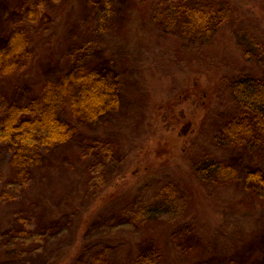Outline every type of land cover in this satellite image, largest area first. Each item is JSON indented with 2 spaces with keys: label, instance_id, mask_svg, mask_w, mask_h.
Instances as JSON below:
<instances>
[{
  "label": "rangeland",
  "instance_id": "rangeland-1",
  "mask_svg": "<svg viewBox=\"0 0 264 264\" xmlns=\"http://www.w3.org/2000/svg\"><path fill=\"white\" fill-rule=\"evenodd\" d=\"M0 1L5 5L4 11H14L21 0ZM149 1L154 2L117 0V7H139L142 12L145 10V19L149 21L153 15ZM67 2L47 0L51 19L43 27L44 35L51 40L50 57L59 69L66 67V64L60 66L68 49L66 35L76 36L86 28L88 20L87 0H73L65 12L61 11ZM231 2L230 19L212 42L200 47L204 50L201 59L191 58L193 64L199 63L207 80L216 79L205 99L202 93L195 92L184 96L177 105L168 106L167 98L183 88L180 78L186 76V70L178 72L175 63L187 61L181 57L175 61L169 58L163 46L144 52L131 47L126 51L130 56L124 58L125 44L131 40L129 33L134 32L131 25H124L114 37L106 38L112 51L119 45L116 58L119 62L123 60L120 67L125 72L123 105L111 114L106 124L89 129L82 135L83 139L77 138L76 142L55 149L49 164L36 167L33 181L25 187L16 185L20 188L12 189L8 185L13 180L11 176L0 180L4 192L0 198V264L12 260L13 264H53L77 242L81 247L74 252L80 264H134L137 253L151 243L165 250L163 264H231V261L235 264L233 258L250 264L256 256L264 255V200L243 183L213 187L199 182L196 172L190 170L201 155H216L238 169L245 164L264 169V122L249 133L244 144L232 148L218 145L224 115L234 109L223 77L226 73L233 74L232 64L242 63L240 39L246 43L254 40L264 43V0ZM104 11L101 4L99 12ZM100 17L108 18L103 13ZM40 56L30 79L46 75V58L42 59L45 54L41 52ZM135 59L139 66L144 64L137 72L131 62ZM207 60L228 64L219 74L218 66L208 65ZM148 77L172 81L168 93L163 89V81L154 85L156 90L160 85L158 101L166 99L162 101L163 108L156 110L160 115L157 120L154 109L146 108L149 96L143 95L144 86L147 90L151 87ZM193 85L198 87L199 82ZM208 101L211 106H207ZM153 116L157 135L149 138L144 123ZM137 155H148L141 167L136 165ZM157 155H171L172 161H161ZM6 160V153L0 152V166ZM126 169L134 171V175L131 177ZM189 173L191 178L187 177ZM192 178L207 199V213L192 207L188 200V190L194 188L189 184ZM120 183L124 185L119 190L111 189ZM166 187L170 189L169 198L162 195ZM110 190L114 191L113 195L99 203V197ZM150 214L159 220L152 221ZM179 221L183 224H176L174 235L168 229ZM81 223L85 224L83 228ZM85 241L94 246L83 252ZM7 249H13L16 253L12 255L19 256L9 259L11 254Z\"/></svg>",
  "mask_w": 264,
  "mask_h": 264
},
{
  "label": "trees",
  "instance_id": "trees-1",
  "mask_svg": "<svg viewBox=\"0 0 264 264\" xmlns=\"http://www.w3.org/2000/svg\"><path fill=\"white\" fill-rule=\"evenodd\" d=\"M72 1L68 0V4L61 11L65 12ZM231 1H149L147 4L152 5L153 15L148 21L145 19V10L143 13L139 7L118 9L117 0H87L86 28L76 36L72 33L66 35L68 49L64 62L60 65L66 64V67L60 69L50 57L53 53L51 40L44 35L43 27L51 19V9L46 6L47 0H21L14 11H4L5 5L0 1V152L6 153L7 156L6 162L3 163L5 165L0 166V180L11 176L13 180L8 185L12 189L20 188L16 185L25 187L33 181L36 167L49 164L55 149L76 142L77 138L83 139L82 135L89 129L106 124L111 114L122 107L125 72L124 68L120 70V67L123 66V60L119 62L116 58L120 53L119 45L112 51L106 38L114 37L116 31L119 33L124 25H131L130 30L134 31L129 33L131 40L125 44L127 47L124 58L130 56L126 51L131 47L144 52L163 46L167 52L165 55L169 58L175 61L181 57L187 61L186 64L180 60L175 63V69L178 72L185 69L186 76L180 78L183 88L167 98L168 106L177 105L184 96L195 92L202 93L205 99L216 79L207 80L205 74H201L199 63L193 64L191 58L201 59L200 55L204 50L200 47L212 42L230 19L229 13H233ZM101 4L104 6V12H99ZM3 12H7V15L4 16ZM102 13L108 18L101 19ZM92 35L96 39H93ZM50 36L54 38L51 33ZM120 39L123 40L124 37ZM240 45L243 49L242 63L232 64L236 71L234 70L231 76L226 73L223 77V84L234 102V109L224 115L218 138L220 147L232 148L240 143L244 144L249 133L264 122V43L257 40L246 43L240 39ZM41 52L45 54L42 59L46 58V75L44 78L30 79L41 58ZM227 55L230 58L229 53ZM131 62L134 72L140 71V67L144 66H139L137 59ZM207 64H216L217 72L221 74L224 71L223 66L228 62L218 65L217 62L207 60ZM146 80L151 85L148 90L143 81H139L146 89L143 95L149 96L150 99L147 105H144L149 111L154 109L153 115L157 120L160 115L156 110L163 108L162 101L166 99L158 101L161 89L159 85L156 90L154 85L163 81V89L168 93V90L172 89V81L155 77H148ZM194 82H199V86L195 87ZM208 104L211 106L209 101L207 106ZM154 116L151 121L144 123L149 138L157 135L158 126ZM137 156L136 165L141 167L143 158L148 155ZM157 157L161 161H172L171 155ZM126 170L131 177L134 175V171ZM190 170L196 172L195 177L199 182L213 187L227 183H243L246 189L264 200V169L261 166L245 164L243 168L238 169L234 164L227 163L216 155H201V159ZM187 177L191 178V174H187ZM193 178L189 181L194 188L188 190V200H191L192 207L207 213V199L198 191ZM123 185L115 184L111 189L119 190ZM111 191L99 197L98 202L108 200L114 193ZM162 195L169 198L170 189L166 187ZM1 197H4L2 188ZM149 216L152 221L159 220L155 214ZM177 223L182 222L172 223L168 229L173 231L174 235ZM84 225L81 223V228ZM9 229L10 233L11 228ZM168 230H165V233ZM90 243L85 241L82 245L83 252L94 246ZM78 246L81 247L80 242L53 264H80L77 259L79 256L75 258L74 252ZM6 251L11 254L9 259L19 256L12 255L16 253L13 249ZM165 257L163 247L151 243L137 253L133 263L163 264ZM249 262L264 264V255L256 256ZM6 263L15 262L12 260ZM233 263L246 264L236 258H233Z\"/></svg>",
  "mask_w": 264,
  "mask_h": 264
}]
</instances>
